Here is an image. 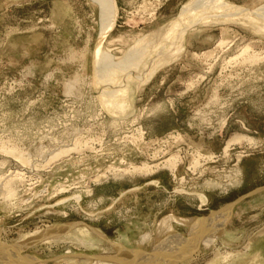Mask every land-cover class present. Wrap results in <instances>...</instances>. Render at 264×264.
Masks as SVG:
<instances>
[{"label": "rangeland", "instance_id": "obj_1", "mask_svg": "<svg viewBox=\"0 0 264 264\" xmlns=\"http://www.w3.org/2000/svg\"><path fill=\"white\" fill-rule=\"evenodd\" d=\"M115 1V26L101 36L92 0H0V242L26 245L29 264H99L115 252L96 235L81 238L84 225L151 253L174 218L170 234L193 247L175 264L225 254L264 264V0H224L245 10L237 16L201 10L216 16L202 14L182 43L181 32L161 39L162 49L185 48L143 81L134 69L106 77L99 61L152 51L191 0ZM230 205L205 248L189 223ZM54 227L70 235L37 237ZM144 234L152 238L142 244Z\"/></svg>", "mask_w": 264, "mask_h": 264}, {"label": "bare ground", "instance_id": "obj_2", "mask_svg": "<svg viewBox=\"0 0 264 264\" xmlns=\"http://www.w3.org/2000/svg\"><path fill=\"white\" fill-rule=\"evenodd\" d=\"M92 2L94 4H96L97 7L100 10V22H101V28H102V32H101L102 35L101 36H105L107 33H109L114 28L115 23H116V17H117V4H116V1L115 0H92ZM206 7L208 9L210 8L211 11L219 10V12L221 14H223V15H224L225 12H227L228 15L226 14V16H229V15L230 16H234V15L237 16L239 14H244V12H245V10H243L242 8H239V7H236V6H232V5L228 4L227 2H225L224 0H191L187 4H185V6H183L182 13H181V16H180L181 19L179 18L180 19L179 21H177L178 20L177 19L175 21V23H173V25H171L169 27V29L166 30L165 33H163L160 38L157 37L155 42H153V45L155 43L154 48L152 49V51L153 50L155 51V52H153V56L156 55L154 57V59H153L152 55L149 56V54H148L149 52L150 53L152 52L150 50H149V52L146 51L147 53L144 52V51L143 52L135 51L134 53H131L128 57H126V61L125 62L118 63V64L109 63L108 59L104 56L99 61L98 69L100 71H103L104 75L106 77H110L111 79H113L114 75L117 76V77H118V75L120 76L119 73H122L123 76H124L127 72L129 73V72L133 71V69H134V71L135 70H137V71L139 70L140 71L138 73V77H137L138 81H143L146 77H148V75L151 77L157 71V69L162 67L166 62H168L172 57H174L175 56L174 54H176L177 52L181 53L182 50L185 48V47L183 48L182 46H179L178 44L176 45L175 43L172 42V47H175L174 48L175 50L173 49L174 51H172V50L169 51L172 48H170V49L168 48L169 50H167V49H164V48H166V47H164L162 49L160 44H159V43H161L160 41H162L161 39L164 38V41H166L168 43H170V40H172V38H174L175 41H176V38H177L176 35L179 32H181L180 33L181 35L180 36L178 35L179 38L181 36L183 37V35H185V33L188 30L190 31V29L193 28L192 25H195L197 23H202L203 22V20L205 18L204 19L202 18L203 17L202 14L203 15L207 14L206 18H209V16H214L215 17L216 15H211L210 14V13H213V12H209L210 10L208 12L206 11L207 13L206 12H203V13L200 12L201 10L204 11V9ZM256 12L260 13V14H262L264 16V7L261 8L260 10H256ZM197 13H199L200 15L196 16ZM217 17H220V16L218 15ZM247 17L250 20V15L249 14L247 15ZM259 17H260V15H259ZM206 20H205V22H206ZM208 22H209V20L207 21V23ZM262 22H264V21H262ZM247 23H249V22L247 21ZM195 26H197V25H195ZM203 26H206V25H203ZM263 30H264V28H263ZM179 38L177 39V40H179L178 43L184 42L183 41L184 37L182 39L181 38L179 39ZM183 44H181V45H183ZM100 49H101V47H99L97 49V52H96L97 55L100 52ZM161 50H167L168 52L161 53V52H163ZM161 56H163V57H161ZM116 70L117 71L120 70L119 73L117 72L118 75L115 73ZM128 73H127V75H128ZM128 79L132 80L133 78H132V76H128ZM146 79H149V78H146ZM124 86H126V85H124ZM126 87H124V88H126ZM69 90H70V87H69ZM117 95H118V91H116V92L114 91V93H108V94L106 93L104 97H107L109 99L110 103H112L113 99L115 101V97ZM51 154H47V155H51ZM46 157H48V156H46ZM47 160H49V158ZM52 160H53V158H52ZM18 175H21V174L17 173V176ZM2 178H4V177H2ZM19 179H21V178H19ZM16 181H17V178H16ZM231 186H233V185H231ZM3 190H4V188H3ZM10 191L13 192V190H10ZM15 192L16 191L14 190V193H12V196L10 195V193H8L9 195L8 194H6V195L13 197V194L15 195ZM11 197H10L9 200H11ZM5 198H4V201L6 199L8 200V198H6V199ZM230 212H231V208L227 207V208L223 209L222 212H219L217 215H215V219L214 220L210 219L208 221H202V220L193 219L194 221L192 222L191 225L188 222L189 220L187 221L189 223V225L185 221H180L179 219H178V222L182 223V224H187L188 226H190V229H191V227H193L195 230H197L198 231L197 232L198 233L197 234L198 239L200 240L201 244L205 248L208 249L211 246L213 247V245L215 243V240L217 238V234L219 236V233L223 232L222 231L224 229L223 227L225 226V222L227 221V218L230 216ZM173 221H174V218H172L171 220L170 219L169 220H165L163 222L162 226L159 228V233L157 232V236L159 234L160 235L159 236L160 239L156 240L155 245H153V250H152L151 253H144V252H142V253H140V252L131 253L130 251H128V250L124 249L123 247H121L119 244L111 243L109 240L105 239V237L100 235L99 234L100 232L98 233L96 230H94V229H92L90 227H87L85 225L83 226L84 229H80L79 232L81 233V235H80L81 238H83V236H86V235L87 236L88 235H96L99 238V240L106 241L108 243L109 246H106L105 248L110 247V248H112L114 250L115 253L112 252L113 254L112 253H108V251H106V252L103 251L109 257H105V255L104 256L101 255V256H103L102 259H106L107 262H101L102 260L101 261L97 260V263H99V264H103V263L104 264H175V263H180V262L184 261V259H186L185 256H187L191 252L193 247L188 242V240L185 239L184 237L178 236V234H176L175 232H174V234H170V230L167 227H170L171 226L170 223L173 222ZM78 225H80V224H78ZM1 226H2V222L0 221V227ZM71 226H73V225H71ZM61 228L62 227H54V228H51V229H46L47 231L44 232V233L42 232L41 236H40L41 232L40 233L38 232V236L37 235L36 236L37 237H41L43 239V241H45V240L46 241H48V240H56V239H58L60 237V235L63 232L66 233V231H64V230L60 231ZM68 228L69 227H67V229ZM73 228H75V227H73ZM35 234H37V233H35ZM151 238H152L151 235L144 234V236H142V238H141V243L145 244L146 242L151 241ZM78 240H79V242H82V239L79 238ZM22 241L25 242V239L22 240ZM26 241H28V240L26 239ZM39 241H40V239H39ZM71 241H72V239H71ZM101 241H98V243L101 242ZM32 242H36V239H35V241H32ZM79 242L76 241L75 243H77V245H79ZM96 242H97V238H96ZM22 244H17V245L15 244L14 247H9V246H5L4 244L2 245V243L0 242V264H25V263L29 264V263L33 262L34 258L29 257V256L25 257L24 255L20 254L21 253L20 251L26 248V245H25V247H23ZM38 244H39V242H38ZM82 244H86V243L82 242ZM28 245L30 246V244H28ZM89 245L92 246V247L96 246V244H91V243H89ZM70 256H73V255L71 254ZM66 257H68V256H66ZM74 257H77V255H74ZM97 257H99V256H97ZM235 257L236 256L232 255V254H227V255L225 254V256L220 257L221 259H219L218 261H216V259H215V262L213 261L212 263H209V264H231L234 261ZM82 258L83 257H81L80 259H82ZM179 258H181V261L173 262V261L178 260ZM171 262H173V263H171Z\"/></svg>", "mask_w": 264, "mask_h": 264}, {"label": "water", "instance_id": "obj_3", "mask_svg": "<svg viewBox=\"0 0 264 264\" xmlns=\"http://www.w3.org/2000/svg\"><path fill=\"white\" fill-rule=\"evenodd\" d=\"M264 190V188L263 189H260V190H258V191H256V193H258V192H260V191H263ZM253 195V194H252ZM230 208H232V205H230L229 206Z\"/></svg>", "mask_w": 264, "mask_h": 264}]
</instances>
